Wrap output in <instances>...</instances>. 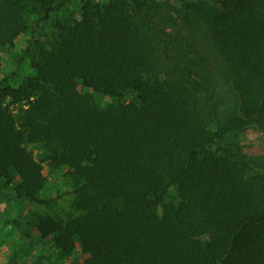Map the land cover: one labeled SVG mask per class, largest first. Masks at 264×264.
I'll use <instances>...</instances> for the list:
<instances>
[{
  "label": "trees",
  "instance_id": "trees-1",
  "mask_svg": "<svg viewBox=\"0 0 264 264\" xmlns=\"http://www.w3.org/2000/svg\"><path fill=\"white\" fill-rule=\"evenodd\" d=\"M72 1L0 0V54L35 19L53 23L28 46L30 72L0 78L1 188L49 204L45 162L72 193V214L9 219L25 247L35 230L62 255H88L73 264H264V155L229 141L264 128V0H196L183 12L222 59L229 108L166 73L153 3L80 0L66 16Z\"/></svg>",
  "mask_w": 264,
  "mask_h": 264
},
{
  "label": "rangeland",
  "instance_id": "rangeland-1",
  "mask_svg": "<svg viewBox=\"0 0 264 264\" xmlns=\"http://www.w3.org/2000/svg\"><path fill=\"white\" fill-rule=\"evenodd\" d=\"M148 1L154 6L149 26L155 35L166 73L174 70L178 75L198 81L201 83L202 93L218 100L220 108L231 107V95L228 94L227 83L220 74L223 62L219 53L207 35L197 27H190L183 17V12L188 11L196 0ZM79 5L80 0H73L67 6L65 15L77 16ZM52 24L35 19L30 24L33 31L20 34L14 45L0 54V78L9 76L8 81L14 84L21 80L22 75L30 72L29 62L32 53L27 51L28 46L34 41V34L38 33L45 42L48 39L47 34L51 33ZM12 73L17 74L12 76ZM78 88L82 90L80 86ZM101 100L102 103H106L109 99L102 96ZM4 102L7 103V98H4ZM9 108L12 109L11 106ZM229 141L235 148L248 155H264L263 127H246L233 133ZM29 148L35 158L40 160L38 148L35 145H29ZM41 164L42 171L48 179V186L42 198L48 199L49 204L17 199L12 190H5L8 197H4L1 192L5 191L0 185V264H73L75 260L84 261L88 257L78 247L72 254L62 255L48 239L38 238L39 234L35 230L32 232L35 242L27 248L25 242L28 238L9 222L11 218H18L27 226L28 221L39 213L57 211L63 215L72 214L69 208L72 193L64 177V171L53 172L45 162ZM169 197L173 200L176 197L173 187Z\"/></svg>",
  "mask_w": 264,
  "mask_h": 264
}]
</instances>
